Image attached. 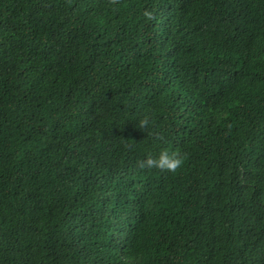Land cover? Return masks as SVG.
<instances>
[{
  "label": "trees",
  "instance_id": "1",
  "mask_svg": "<svg viewBox=\"0 0 264 264\" xmlns=\"http://www.w3.org/2000/svg\"><path fill=\"white\" fill-rule=\"evenodd\" d=\"M0 264H264V0H0Z\"/></svg>",
  "mask_w": 264,
  "mask_h": 264
},
{
  "label": "clouds",
  "instance_id": "2",
  "mask_svg": "<svg viewBox=\"0 0 264 264\" xmlns=\"http://www.w3.org/2000/svg\"><path fill=\"white\" fill-rule=\"evenodd\" d=\"M143 16L146 20L151 21L153 17V12L151 10L145 9L143 11ZM149 125V119L147 117L141 118L138 121L137 127L144 130ZM185 157L178 153H169L166 150H161L157 155L147 154L143 161L138 162V166L143 168L156 167L161 170H167L169 172H175L180 168L184 162Z\"/></svg>",
  "mask_w": 264,
  "mask_h": 264
}]
</instances>
